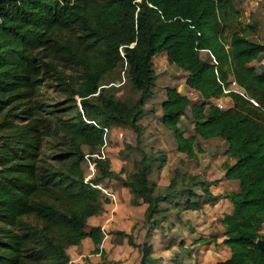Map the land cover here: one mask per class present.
Returning a JSON list of instances; mask_svg holds the SVG:
<instances>
[{
	"label": "trees",
	"instance_id": "16d2710c",
	"mask_svg": "<svg viewBox=\"0 0 264 264\" xmlns=\"http://www.w3.org/2000/svg\"><path fill=\"white\" fill-rule=\"evenodd\" d=\"M238 18L234 0H0V264H69V246L84 238L98 245L101 227H86L110 202L94 185L108 178L145 205L150 228L166 217L164 204L180 214L215 202L210 181L177 167L159 189L149 175L164 165L162 154L140 149L127 177L98 157L111 125L133 129L140 140L160 52L200 97L190 105L193 133L185 135L179 122L190 99L165 87L159 119L176 149L194 158L197 136L218 137L234 158L224 176L238 188L226 194L232 209L220 220L230 254L212 264H264L256 244L264 239V65H254L264 59V42L249 38L253 25ZM117 71L135 98L116 96L110 83ZM44 87L65 99L51 101ZM223 97L232 103L220 108L214 100ZM85 158L96 169L88 179ZM115 233L141 251L137 264L155 262L148 242ZM94 252L101 260L84 264H110Z\"/></svg>",
	"mask_w": 264,
	"mask_h": 264
},
{
	"label": "rangeland",
	"instance_id": "374dc122",
	"mask_svg": "<svg viewBox=\"0 0 264 264\" xmlns=\"http://www.w3.org/2000/svg\"><path fill=\"white\" fill-rule=\"evenodd\" d=\"M234 4L239 10L238 19L241 25H253V29H248L246 35L253 40L264 42V0H234ZM204 54L202 52V55ZM258 63L264 65V59L260 62L255 61L254 65ZM153 68L156 80L139 119L142 126L140 140L137 141V133L133 129L111 125L105 136V144L100 151L109 160L110 169L123 177H127L134 170L133 164L140 157V149L151 156L162 154L165 158L164 165L160 169L153 165L149 175L159 189L169 183L177 167L182 172L210 181V190L218 198L213 203L207 200L199 210H186L180 214L176 213V206L164 204L169 207L166 217L157 220L155 227L150 228L144 220L145 205L133 204L129 190L116 179L103 180L100 186L105 188L107 193L114 194L115 197L113 199L100 190L105 197L110 199V202L103 203L104 211L96 215V219L90 220L86 229L100 226L105 234L96 246L89 239L83 242V248L80 247L76 253V258H78H72L71 264L99 262L101 256L94 252L95 247L105 253L110 264H137L141 258V251L128 244L125 236L116 234V230L131 233L137 243L148 242L152 247L151 254L156 259L152 264H163V260L174 261V258H177L180 264L187 263L193 259L191 255L198 248L195 241L197 237L211 239L216 248H222L223 226L220 220L224 213L232 209V204L226 194L238 188L237 181L229 180L224 176L225 167L233 163L234 158L225 153L227 143L218 137L202 139L197 136L196 144L199 151L194 158H189L176 149L172 132L168 131L159 119L162 113L161 101L165 97V87H176L190 99L185 115L179 122L185 135L193 133L190 105L199 101L200 97L196 91L185 85V72L170 64L165 52L157 53L153 57ZM110 85L120 99H132L138 95L136 91L130 89L122 71L114 74ZM41 91L53 102L65 99L63 94H56L50 88L45 89L44 87ZM231 103L230 97H223L225 106ZM91 165L93 162L85 158L82 171L87 179L96 172L94 165L92 167ZM217 239L219 241H216ZM82 252L85 254L80 255Z\"/></svg>",
	"mask_w": 264,
	"mask_h": 264
},
{
	"label": "crops",
	"instance_id": "0c3cea01",
	"mask_svg": "<svg viewBox=\"0 0 264 264\" xmlns=\"http://www.w3.org/2000/svg\"><path fill=\"white\" fill-rule=\"evenodd\" d=\"M95 216H91L88 218V222L92 219H96ZM223 230V229H222ZM208 236V235H207ZM90 240V238H84L79 245H71L67 248V253L70 256V261L76 258V253L79 251L80 247H82L83 242ZM216 241H219L217 239ZM198 248L195 249L194 253L191 255V260H187L188 262L185 264H212L213 262L224 259L229 256L230 252L228 247H226L224 244L222 245V248H216L214 245V241H208L205 243H197ZM85 252H82L80 255H84ZM222 254V255H221ZM181 262L177 261V258H174V261L171 260H163V264H180Z\"/></svg>",
	"mask_w": 264,
	"mask_h": 264
},
{
	"label": "built area",
	"instance_id": "2783aa9c",
	"mask_svg": "<svg viewBox=\"0 0 264 264\" xmlns=\"http://www.w3.org/2000/svg\"><path fill=\"white\" fill-rule=\"evenodd\" d=\"M235 86V87H234ZM230 88L231 89H233V90H239V91H241L240 90V88L235 84V82L234 81H232L231 82V86H230ZM215 101V104L218 106V107H220V108H223V107H226L224 104H223V98H218V99H215L214 100ZM105 132L107 133V129H105ZM105 144V143H104ZM104 146V145H103ZM102 146V147H103ZM102 149V148H101ZM101 153H100V155L98 156V157H104L103 156V153H102V151H100ZM94 165V164H93ZM93 165H91V167L93 166ZM87 179V178H86ZM96 187H98L100 190H103L105 193H106V195H108V196H110V197H112L113 199H114V194H112V193H107L106 192V189L105 188H102L101 186H100V184H94ZM101 229H102V227H101ZM102 233H103V235L105 234V231L102 229ZM263 233H264V229H261L260 230V234L261 235H263ZM71 262V261H70ZM69 262V264H71Z\"/></svg>",
	"mask_w": 264,
	"mask_h": 264
},
{
	"label": "water",
	"instance_id": "95a60500",
	"mask_svg": "<svg viewBox=\"0 0 264 264\" xmlns=\"http://www.w3.org/2000/svg\"><path fill=\"white\" fill-rule=\"evenodd\" d=\"M256 244L259 248L264 249V239L260 238L256 240Z\"/></svg>",
	"mask_w": 264,
	"mask_h": 264
}]
</instances>
